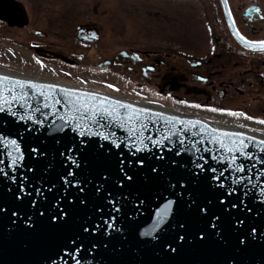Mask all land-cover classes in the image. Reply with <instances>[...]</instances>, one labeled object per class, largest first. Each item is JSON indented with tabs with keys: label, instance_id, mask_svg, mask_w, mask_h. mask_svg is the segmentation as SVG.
Returning a JSON list of instances; mask_svg holds the SVG:
<instances>
[{
	"label": "snow or ice",
	"instance_id": "6c2138e0",
	"mask_svg": "<svg viewBox=\"0 0 264 264\" xmlns=\"http://www.w3.org/2000/svg\"><path fill=\"white\" fill-rule=\"evenodd\" d=\"M229 26L244 49L264 54V41ZM176 103L235 118L241 130V120L264 126ZM214 124L0 75V264H189L208 250L218 254L210 264H264V128L257 138ZM145 209L151 224L137 229ZM17 245L24 258L8 260Z\"/></svg>",
	"mask_w": 264,
	"mask_h": 264
},
{
	"label": "rangeland",
	"instance_id": "374dc122",
	"mask_svg": "<svg viewBox=\"0 0 264 264\" xmlns=\"http://www.w3.org/2000/svg\"><path fill=\"white\" fill-rule=\"evenodd\" d=\"M22 1L31 27L44 35L0 30V72L141 104L155 102L145 99L141 78L126 70V62L101 71L91 68L88 62L109 58L126 48L175 50L182 46V50L191 51L206 44L204 24L208 19L213 20L214 14L210 0ZM85 23H96L102 28L100 43L87 51L83 63L67 65L56 59L53 54L68 56L69 52H84L76 44L75 30ZM36 59L43 62V68L36 64ZM82 80L86 83L81 84ZM106 84H113L119 92L105 87Z\"/></svg>",
	"mask_w": 264,
	"mask_h": 264
},
{
	"label": "flooded vegetation",
	"instance_id": "af4514ba",
	"mask_svg": "<svg viewBox=\"0 0 264 264\" xmlns=\"http://www.w3.org/2000/svg\"><path fill=\"white\" fill-rule=\"evenodd\" d=\"M210 2L214 14L213 20L208 19L204 24L206 44L198 45L191 51L182 50V46L175 50L162 47L121 49L117 53H134L140 55L141 60L126 58L106 69L126 62V70L141 78V90L149 100L155 102L153 105H164V108L181 113L182 115H177L186 118L204 119L213 123L218 120L220 124L214 126L220 125L224 130L244 131L245 134L259 138L260 129L264 126L241 120L239 122L246 124V128L241 130L235 127L238 122L235 118L187 108L176 103H199L264 119V54L244 49L229 26L234 21L235 27L246 39L264 41V0H227V7L222 0ZM228 11L231 12V21L226 15ZM87 28H92L95 33L94 42H87L77 36V30ZM31 29L34 30L22 0H0V30L23 31L34 35L29 33ZM37 35L44 34L38 32ZM75 35L77 46L84 49V52H69L68 56L53 54L67 65L83 63L87 59V51L102 40L103 32L96 23H85L76 28ZM115 55L97 61L90 60L88 64L93 69L105 70L91 65L112 60ZM148 69L151 71L145 76L144 72ZM197 76H202L203 80H197ZM250 128H256L257 132L248 131Z\"/></svg>",
	"mask_w": 264,
	"mask_h": 264
},
{
	"label": "water",
	"instance_id": "95a60500",
	"mask_svg": "<svg viewBox=\"0 0 264 264\" xmlns=\"http://www.w3.org/2000/svg\"><path fill=\"white\" fill-rule=\"evenodd\" d=\"M8 22H11L10 20H8ZM12 24V23H11ZM30 34H34L37 35L38 32L34 31V30H29ZM77 36L82 39L85 40L87 42H94L95 39H93V36H95V33L93 32L92 28H87V29H79L77 30ZM133 56H135L134 53H129L127 51H122L119 52L118 54H116V56L112 59V60H107V61H103L97 64H92L91 66L96 67L98 69H106L110 66H113L117 61L129 58L131 59ZM0 75H9L12 76L14 78H20V79H29V78H24V77H20V76H14L11 74H7L4 72H0ZM29 80H33L34 82H43L40 80H34V79H29ZM43 83H49V82H43ZM59 84V83H56ZM61 86H65V87H70V88H76V87H72V86H67V85H63V84H59ZM85 90V89H84ZM91 91V90H89ZM96 92V91H95ZM99 93V92H98ZM103 94V93H100ZM106 95V94H103ZM110 96V95H108ZM110 97H114V96H110ZM117 98V97H114ZM121 99V98H118ZM123 100V99H121ZM125 101V100H123ZM126 102V101H125ZM167 114V113H165ZM181 118H186V117H182ZM186 119H191V118H186ZM258 138V137H257ZM152 212L153 209H145L143 214L140 215L136 221H135V227L137 229H143L148 227L151 224V219H152ZM39 255V249H37V251L34 253L33 258H37ZM217 253L215 251L212 250H208L205 252H201V253H197L194 254L192 256H189L187 258H185L189 264H210L211 261H213L216 257H217ZM259 250L255 251L254 253L251 254V258L258 260L259 259ZM23 254L20 252L19 246H15V247H11L8 251L7 254V259L8 260H20L23 259Z\"/></svg>",
	"mask_w": 264,
	"mask_h": 264
},
{
	"label": "bare ground",
	"instance_id": "6f19581e",
	"mask_svg": "<svg viewBox=\"0 0 264 264\" xmlns=\"http://www.w3.org/2000/svg\"><path fill=\"white\" fill-rule=\"evenodd\" d=\"M125 101H126V102H129V103L136 104V105H138V106L149 107V108H152L153 110L163 111V112H165V113H167V114H173V115H177V114H179V115H182L181 113L175 112V111H173V110H169V109H166V108H164V107L161 108V107H159L158 105H153V104H141V103H136V102L128 101V100H125ZM174 113H176V114H174ZM183 117H186V116H183ZM219 127H220V125H219Z\"/></svg>",
	"mask_w": 264,
	"mask_h": 264
}]
</instances>
